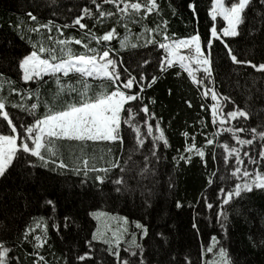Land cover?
Wrapping results in <instances>:
<instances>
[{
	"label": "snow or ice",
	"instance_id": "1",
	"mask_svg": "<svg viewBox=\"0 0 264 264\" xmlns=\"http://www.w3.org/2000/svg\"><path fill=\"white\" fill-rule=\"evenodd\" d=\"M252 2L253 0H211L210 35L203 43L198 29L192 35L175 37L174 33L169 36L167 20L161 22L163 28L161 24L155 27L141 24L148 14L159 13L157 0H90V4L81 7L79 13L74 15L69 23L64 24H57L52 19L47 20L46 23H40L36 15L28 12L29 19L36 23L34 26L29 25L27 31L40 34V30L45 29L46 40L49 43L44 42L45 37L33 42L31 50L17 61L21 79L24 82L34 81L37 87L25 91L10 87V91L17 93L21 100H35L31 103L12 104V107L21 109L31 119L21 117L17 123H14L9 111L6 110V105L11 104V101L0 95V117L6 121L10 129L7 133L0 132V178H7L10 169L16 165H26L31 169L42 167L61 173L63 170L71 169L77 175L82 173L85 177L91 171L96 173L94 180L103 185L108 174L112 170H118L115 177L111 179L114 185L113 190L123 195L139 188L141 195L147 193L145 205L150 207L148 197L151 196L152 190L142 181L155 182L156 163L161 158L158 155V149L162 145L170 146L160 126L159 118L154 111L150 110L149 105L144 103V92L157 82L158 75L149 74L144 67L151 64L150 59L141 58V61H136L134 68L131 63L126 64L123 61L119 55V49L104 42L119 38L120 49H134L152 44L163 50L156 60V72L163 74L170 68L178 66L202 90L204 97L210 96L214 101L210 105L211 118L217 130L212 133V137H219L221 133L230 134L225 135L223 141L213 138L205 140L206 145L217 144L223 149L221 156L226 165L227 175L217 177L216 172L211 173L207 179L208 186H211L214 180L221 182L216 187L215 198L210 201L206 194L200 198L207 210H212L215 205V218L220 223L221 229L227 233L228 218L225 205L235 198H241L245 193L252 192L253 189L264 190V171L261 170V164L264 162V121L256 126H247L244 123L253 114L257 116L264 114V109L254 112L250 105L240 107L230 96L216 91L212 49L213 41H219L233 63L250 65L256 71H264V61L254 63L250 59H238L237 54H234L233 48L225 39L240 35V26L247 18L246 10ZM52 3L55 4L56 0H52ZM258 3L264 8V0H258ZM107 5L112 7H105ZM187 6L191 9L193 17L198 19L196 0H190ZM258 15L262 17L261 23L264 25V13H258ZM85 17L95 21L93 28L113 18L115 23L102 35H97L91 29L81 38L64 35V29L69 27L78 26L80 30L88 29V25L82 22ZM217 18H222L223 26L219 30L215 23ZM132 24H139L141 32L133 33L130 27ZM53 26L59 35L52 34ZM117 26L123 27V35L117 32ZM156 33L162 37L161 40L156 39L154 35ZM84 37L88 38L89 43H83ZM141 40L143 45L140 44ZM73 41L78 45L83 44L84 50L79 52L74 50L71 47ZM93 41L97 46H91ZM70 74L78 78L75 81L67 79ZM180 74L181 72H176L177 76ZM46 76L55 85V89L50 90L52 100L62 101L58 107H52L48 101L41 99L43 94L40 91V84L48 83V80H45ZM0 78H3L0 79V88L3 83L14 84L13 81L5 78L2 72H0ZM88 78L98 80L99 84L93 87ZM67 96H71V99H65ZM149 99L151 103H155L154 99ZM227 103H231L232 108L225 111ZM188 104L191 106L190 101ZM41 105L44 107L43 112L40 111ZM204 107L205 105L201 104V108ZM153 120H156L155 124L150 122ZM233 121H236L239 126L233 125ZM142 126L146 127V131H142ZM128 133L131 135L127 141L128 147L125 149V136ZM242 133L250 138H245L241 135ZM183 135L186 138L189 137L188 132H184ZM62 142H68V144L65 145ZM72 142L75 144L73 145ZM89 142L118 144L119 149L113 151V148L109 147L106 150L107 158L105 155L97 157L94 152L85 151ZM254 142L259 145L256 155L251 154ZM245 146L249 147L245 149ZM65 150L72 163H65ZM184 152L194 153L201 158L206 155L205 148L197 147L195 144L194 135L192 143L186 144ZM179 159L190 162L191 155L180 154ZM97 160L103 161V165L100 167H97L95 163L90 165V161ZM122 160L123 163H121ZM229 161H231L230 168L227 167ZM204 163L206 166L207 161L205 160ZM130 181H135V184ZM42 204L51 206L53 213L56 211V203L53 199L45 196ZM181 206V203L177 201L176 207ZM87 215L96 221V226L90 233V239L85 241L88 251L75 255L76 261L91 259L95 251L93 242H100L107 246L102 251L114 258L111 264H154L153 260L146 257L145 246L140 242L149 236L147 224L136 220L134 225L139 232H129L126 227L129 223L127 216L113 215L98 209L88 212ZM222 217L223 220H221ZM49 220L54 221L52 226L57 233L62 228L69 229L76 226L72 215H65L62 222H55L53 216L31 217L30 222L24 226L20 234V240L21 244H31L33 251L28 255L35 257L32 264H52L40 252L48 243ZM108 220L120 221L122 224L120 227L113 228ZM192 227L199 233L196 214L193 215ZM38 229L39 232H37ZM154 235L160 238L161 246L167 243L168 238L164 232L158 231ZM219 243L216 235H212L207 252L213 253ZM252 243L264 246V231L258 239L252 240ZM122 244L126 245L123 248L125 253L123 257L121 256ZM16 247V244L9 246L5 240L0 239V264H19L20 257L15 255ZM218 256L220 260L214 261L213 264H235L228 250L223 246L218 247ZM62 259L63 264H68L67 257ZM99 264H104L103 259L99 261ZM155 264H163V262L155 261ZM186 264H191V261L187 260Z\"/></svg>",
	"mask_w": 264,
	"mask_h": 264
},
{
	"label": "trees",
	"instance_id": "2",
	"mask_svg": "<svg viewBox=\"0 0 264 264\" xmlns=\"http://www.w3.org/2000/svg\"><path fill=\"white\" fill-rule=\"evenodd\" d=\"M189 2L190 0H157L159 13L148 14L141 24L155 27L163 20H167L169 36L174 33L175 37L192 35L198 29L203 43L210 35L211 0H196L198 19L193 17L191 9L188 8ZM85 4H90V0H56L55 4L52 0H0V72L4 73L5 78L14 82L12 85L3 83L0 95L11 101V104L6 105V110L9 111L14 123H17L21 117L28 120L31 117L26 116L21 109L12 107V104L31 103L35 100H21L17 93L10 91V87H16L21 91L37 87L36 82H24L21 79L17 61L31 50L33 42L45 37L44 42L49 43L46 40L45 29H41L40 34L27 31L29 25L34 26L36 23L29 19L27 13L32 12L36 15L40 23H46L47 20L52 19L57 24H64L69 23ZM246 11L248 15L240 26V35L225 39L233 48L234 54H237L238 59H250L258 63L264 61V25L261 23L262 17L258 15V13H264V8L259 5L258 0H253ZM82 22L88 25V29L80 30L78 26L69 27L64 29V35L81 38L89 29L97 35H102L111 28L115 19L105 20L103 25L97 24L95 28H93L95 21L92 18L85 17ZM215 23L219 30L223 26L222 18H217ZM130 27L133 33H139L142 30L139 24H132ZM161 27L163 28L162 24ZM117 32L123 35V27L117 26ZM52 34L59 35L56 33L55 26H53ZM154 35L157 40L162 39L158 33ZM133 42H136L135 38ZM83 43H89L87 37H84ZM104 43H110L113 48L119 49V55L123 61L126 64L131 63L134 68L136 61H141V58L150 59L151 64L144 67L149 74L158 75L157 82L145 90L144 103L148 104L150 110L154 111L159 118L160 126L170 146H163L161 142L162 146L158 149V155L161 158L156 163L155 182L142 181L152 190L151 196L148 197L151 206L145 205L147 193L141 195L139 188L123 195L113 190L114 185L111 179L115 177L118 170H112L103 185H100L94 180L96 173L91 171L85 177L82 173L77 175L71 169L63 170L61 173L42 167L31 169L30 166L16 165L10 169L7 178H0V222H2L0 239L5 240L9 246L17 245L15 255L20 257L19 264H32L35 257L29 256L28 253L32 252L33 248L30 243L21 244L20 240V234L24 226L30 222V218L41 215L53 216L55 222H62L65 215H72L76 226L69 229L62 228L59 233L52 226L54 221L49 220L48 243L40 250L41 254L52 264H63V257L68 258V264H99L101 259L104 264H111L114 258L102 251L107 246L100 242H93L95 251L91 259L75 260V255L88 251L85 241L90 239V233L96 226V221L87 213L98 209L113 215L127 216L129 223L126 227L129 232H139L135 229L134 221L136 220L147 224L149 236L140 242L145 246L146 257L153 260L154 264L155 261H162L163 264H186L187 260H190L191 264H213L214 261L220 260L219 246L228 250L235 264H264V246L252 243V240L258 239L264 231V190L253 189L252 192L245 193L241 198H235L225 205L228 218L227 233L221 229L220 223L215 218V205L212 210H207L203 200L200 199L204 194L208 195L210 201L215 198L216 187L221 182L214 180V183L208 186L207 179L211 173L216 172L217 177L227 175L226 165L221 156L223 149L217 144L211 146L205 144L207 138L223 141L225 135H230L221 133L219 137H212V133L217 130L211 118L210 105L214 101L210 96L204 97L202 90L178 66L170 68L163 74L156 72V60L163 50L154 45L120 49L119 38ZM140 44L143 45V40ZM91 46L97 45L93 41ZM71 47L77 52L84 50L83 44L78 45L74 41ZM212 60L213 78L218 93L230 96L240 107L250 105L254 112L264 109V71H256L250 65L233 63L222 44L216 40L213 41ZM178 71L181 72L179 76L176 75ZM77 78L76 75L70 74L67 79L75 81ZM88 79L93 87L99 84L98 80ZM45 80H48L47 84H40V91L43 94L41 99L48 101L52 107H58L62 101H53L50 91L55 89V85L47 76ZM205 82L208 83V81ZM149 98L154 99L155 103H151ZM65 99H71V96ZM189 101L191 106L188 104ZM201 104L205 107L201 108ZM231 108V103L225 105V111ZM40 111H44L43 105ZM262 121H264V114L260 116L253 114L244 123L247 126H256ZM150 122L155 124L156 120ZM232 123L239 126L236 121ZM8 131L10 129L6 121L0 117V132ZM142 131H146V127L142 126ZM184 132H188L189 137H184ZM130 135L131 133H128L125 136V149L128 147L127 141ZM193 135L197 147L205 148L206 155L203 158L194 153L184 152L186 144L192 143ZM241 135L250 138L247 134ZM62 143L68 144V142ZM72 143L75 144V142ZM109 147L113 148V151L119 149L118 144L89 142L85 151L94 152L97 157L105 155L107 158L106 150ZM248 147L245 146V149ZM76 151L78 154V147ZM258 151L259 145L254 142L251 154L256 155ZM180 154L191 155L190 162L180 160ZM64 160L65 163H72L66 150ZM93 163L97 167L103 165V161L100 160L90 161V165ZM245 164L247 165L246 159ZM227 167H231V161ZM249 167L252 166L249 165ZM261 170L264 171V162L261 164ZM130 183L135 184V181ZM45 196L55 201L54 213L51 211V206L42 204ZM198 200L199 203H197ZM177 201L182 205L179 208L176 207ZM194 214H196L199 233L192 227ZM108 223L113 228L120 227L122 224L114 220H108ZM39 231L38 229L37 232ZM158 231L164 232L168 238L163 246H161L160 238L154 235ZM212 235H216L220 243L217 248H214L213 253H208L207 247ZM124 247L126 245L122 244V257L125 255Z\"/></svg>",
	"mask_w": 264,
	"mask_h": 264
}]
</instances>
